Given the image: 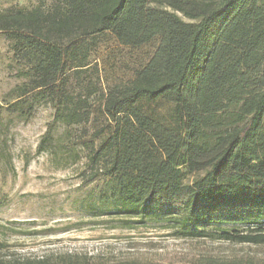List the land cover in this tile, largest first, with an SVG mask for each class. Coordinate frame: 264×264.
I'll return each mask as SVG.
<instances>
[{
	"label": "trees",
	"instance_id": "1",
	"mask_svg": "<svg viewBox=\"0 0 264 264\" xmlns=\"http://www.w3.org/2000/svg\"><path fill=\"white\" fill-rule=\"evenodd\" d=\"M0 32L28 77L7 110L27 120L37 103L54 109L37 150L72 155L56 125L93 128L81 140L103 177L81 199L91 215L264 245V0H52L0 11ZM99 38L150 50L126 82L105 85L90 58ZM0 264L122 263L62 252Z\"/></svg>",
	"mask_w": 264,
	"mask_h": 264
},
{
	"label": "rangeland",
	"instance_id": "2",
	"mask_svg": "<svg viewBox=\"0 0 264 264\" xmlns=\"http://www.w3.org/2000/svg\"><path fill=\"white\" fill-rule=\"evenodd\" d=\"M51 1L0 0V11ZM98 43L90 58L96 59L105 85L126 82L132 67L150 50L143 47L128 52L102 38ZM11 44L9 34L0 32V256L72 252L122 264H198L203 257L264 263V245L178 238L167 222L151 220L113 228L114 218L91 215L81 199L103 177L94 176L81 140L91 138L93 128L88 123L56 125L54 135L61 137L59 143L73 148L72 155L61 147L55 152L52 146L50 151L37 150L54 109L48 103H37L27 120L7 110L6 103L15 96L13 89L28 80L20 73L25 65Z\"/></svg>",
	"mask_w": 264,
	"mask_h": 264
}]
</instances>
